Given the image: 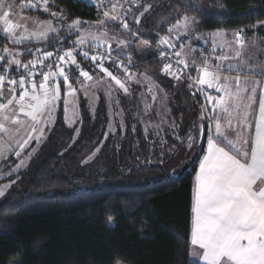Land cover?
<instances>
[{
  "label": "trees",
  "instance_id": "1",
  "mask_svg": "<svg viewBox=\"0 0 264 264\" xmlns=\"http://www.w3.org/2000/svg\"><path fill=\"white\" fill-rule=\"evenodd\" d=\"M166 1L135 0L122 20L130 30L114 22L100 28L129 40L127 56L113 52L160 85L159 100L167 106L161 130L153 123L156 111L147 112L143 104V117L142 110L135 116V98L124 92L119 96L129 117L126 137L118 130L109 144L107 102L101 95L92 112L80 94L75 139L77 126L65 121L62 99L46 141L25 169L11 175L16 182L0 201V264H202L191 257V225L195 172L206 143L196 125L203 124L205 137L208 132L206 119L201 120L203 97L188 77L176 79L162 71L157 48L184 15L196 16L201 31L243 28L264 37V0H171L172 6ZM48 9L26 10L52 19L61 39L57 42L52 33L47 40L21 44L24 51L73 48L79 32L69 35L67 25L79 19L81 31L101 19L100 10L85 0H50ZM56 12L60 15L53 18ZM7 42L0 29V54ZM75 55L83 69L103 74L91 60ZM107 67L115 75L126 74L112 63ZM60 85L62 94L65 84ZM189 134L196 141L191 149ZM102 143L107 154L97 168L87 159ZM16 159L10 154L0 169Z\"/></svg>",
  "mask_w": 264,
  "mask_h": 264
},
{
  "label": "snow or ice",
  "instance_id": "2",
  "mask_svg": "<svg viewBox=\"0 0 264 264\" xmlns=\"http://www.w3.org/2000/svg\"><path fill=\"white\" fill-rule=\"evenodd\" d=\"M102 3L103 0L96 7L101 8ZM13 7L14 5L9 4L7 0H0L2 31L13 43L20 44L29 38H34L36 41L47 40L49 33L57 36V42L61 39L59 29L54 28L51 21L33 20L37 28L31 31L26 25L13 22L11 19ZM20 7H43L45 11L48 10L47 0H43L42 4L39 0L37 4H21ZM117 7L122 5L112 4V11L114 12ZM51 15L53 18L57 16L56 13ZM102 15L103 19L95 25L98 29L103 28L107 21L121 23L124 30H130L128 24L122 22V17L112 15L108 10L103 11ZM60 18L64 19L62 13ZM81 23V20L76 19L67 25L69 35L79 32L78 39L72 42L73 49L79 51L85 60L93 61L94 67L115 81V84L127 93L128 88L125 83L104 67L105 60H108L122 67L125 73L128 72L127 67L111 56L112 51L127 56V53L122 51L126 41H118L117 47L113 49L108 40L104 39L107 36L106 30L98 33L80 31ZM194 23V20L184 16L183 23L174 27L187 31L189 24ZM17 30L20 31L19 35ZM240 31L242 30H237L233 35L236 43L242 48L245 41ZM224 35L223 31L208 34L213 40ZM159 43L167 45L170 49L175 48L168 36L161 37ZM84 46L103 48L104 52L98 51L89 55L88 51L81 50ZM215 50L214 46L211 51ZM2 53L0 54V100L6 102H0V159H6L9 154L19 158L33 139L37 143L40 142L44 137V128L52 123L53 112L61 101V78L66 89L63 100L65 119H69V105L75 107L73 98L77 89L72 86L65 69L67 68L68 72H71L73 67L77 70L78 75L75 76L77 82L80 79L90 82L94 78L80 67L72 49L63 51L59 56L41 49H25L23 54L34 53L42 57L27 62H22L18 58L21 53L13 52L6 47L2 49ZM240 55L241 52L237 51L236 56ZM175 56L181 57L182 52L176 51ZM48 59L56 64V70L52 69L51 64H44V60ZM208 59L205 57L206 63L203 66H196L194 61L191 62L199 75L190 79H193L197 91L202 93L206 101L202 106L201 120L206 119L208 124L206 137L203 124L196 125L198 138L205 139L207 150L199 162V170L195 175L191 243L201 249L198 258L203 264H264V89L261 90L257 101V88L264 82V67L258 72L261 79L252 81L254 87L250 92L248 88L239 87V77L234 78L237 88L233 91L231 85L227 83L229 78L225 77V83H221L218 71L211 69L207 63ZM216 59L227 61L229 57L223 55ZM177 63L182 66L181 72L190 66V62L183 58L178 59ZM37 65L41 66L39 73L35 71ZM12 66H15L17 74L21 71L24 73L18 80L9 74ZM45 67L47 71H43ZM219 67L217 65V69ZM248 67L244 65L245 69ZM172 68L171 63L165 64L162 71L180 79V74ZM227 70L241 71L242 68L240 65L229 63ZM37 74L41 76L39 81L35 79ZM129 78H132L130 74ZM202 86L215 90L218 95L209 94ZM80 87L84 89L87 85ZM17 90L20 92L19 96L16 95ZM6 91L10 95H5ZM244 93L248 95L245 97ZM84 94L87 96V92ZM257 103L258 108H254ZM208 105H211V111ZM22 116L27 120L22 119ZM26 124L29 127L26 138L22 141L14 139ZM33 133L38 134L34 136ZM195 142L194 137L189 134L187 147L191 149ZM23 165L24 160H20L9 175L18 173ZM10 186H0V197L4 196L5 190Z\"/></svg>",
  "mask_w": 264,
  "mask_h": 264
},
{
  "label": "rangeland",
  "instance_id": "3",
  "mask_svg": "<svg viewBox=\"0 0 264 264\" xmlns=\"http://www.w3.org/2000/svg\"><path fill=\"white\" fill-rule=\"evenodd\" d=\"M99 1H101V0H99ZM7 2L9 4L14 5L13 15L11 16V19L13 20V22L20 23L22 25H26L30 31L35 30L37 28V25L33 23V20H39L42 22L51 21L52 26L54 28H56L52 19L45 18V17L39 16L37 14L28 13V11L26 9L31 8V7H27V8H21L20 7L21 4H37L38 0H29V1L7 0ZM49 2H50V0H47V9H48V3ZM134 2H135V0H104V2L102 3V7L99 8V10L101 12V19H103V15H102L103 11L108 10L110 12V14L116 15L118 17H122V20H123L125 15H127L129 13V8L132 6V4ZM171 2H172L171 0H167L165 3L167 6H170V5L172 6ZM39 3L42 4L43 0H39ZM114 3H118L119 5H122V7H117V9L113 12L112 11V4H114ZM148 7L149 6L146 5L145 9H147ZM39 8L44 10L43 7H37V8H32V9H39ZM5 10H7V9H5ZM172 11H174V10L172 9ZM56 14L60 15V13H57V12H56ZM142 14H143V12L139 16H137L138 20L140 19ZM167 14H171L170 11L167 12L164 15V17L168 16ZM184 16H188L191 20H194L195 23L189 24L187 31H185L183 28H180V29L175 28L174 26L183 23V18H182L180 22H178L174 26H171L170 29L174 30V31H180L181 35H179V36H183L185 38H187L190 35L193 36L194 41H198V42L203 43L205 46V49H206V54L200 55L199 53L192 52L190 47L188 46L187 47L188 49H185V51H184V54L186 55V59L191 61V62L193 60L203 61L204 62L203 65H204L206 63L205 57H208L209 58L207 60L208 64L211 66L212 69L217 70L218 74L221 77L220 82L225 83L224 78L228 77L229 78L228 80H230V82H228V83L229 84L233 83V87L235 88V90L237 88L236 83H235L236 81H235V79L233 80L232 78H235L238 74L239 75L241 74L239 87L240 88H248L249 92H250L251 88L254 86H252V84H249L247 82L246 74H248V76H250L252 74L258 75L259 69L261 67H264V37L259 36L256 32L255 33H249V32H247L246 29H243V28L237 29V30H242V31H240V35L244 37V41H245L243 47L241 48V46L236 43L235 37L233 35V33H235L237 30H227L224 28H218V29H213V30H207V33L206 32L203 33V32H201V30H199L197 28V22H199V21H198V18L196 16H193V15H184ZM21 17L28 18V19H26V20L20 19ZM96 24H97L96 22L93 24H90L89 29H83L81 31L92 32V33H98V32L104 31V29L96 28V26H95ZM2 28H3V25H2V22H0L1 31H2ZM252 28H254V30H255L257 27L253 26ZM217 31H223L225 35L223 37H215L214 40L212 37L208 36L209 33H215ZM229 31H231V33L228 34ZM3 34H5V33L3 32ZM19 34H20V31L17 30V35H19ZM50 34H52V33H49V35ZM5 35L7 36V34H5ZM198 37H200L201 39H197ZM77 39H78V37H77ZM104 39L108 40V42L111 44L113 49H115L117 47V43L120 40L126 41V44H128V42H129V40L122 38V37H119L118 35H113L109 32H107V36H105ZM31 41H36V40L34 38H29L27 40H24L20 44H15L9 39V42H7L6 48L12 50L13 52L21 53V55H19L18 58L22 62H24L28 59L23 58L24 57V55H23L24 49L21 46V44L26 43V42H31ZM214 46H215L216 50L213 52L211 50ZM122 51L126 52L125 46L122 47ZM237 51L241 52L240 56H236ZM223 55H227L229 57V60L219 61L216 59V57L223 56ZM229 63L240 65L242 70L241 71H236V70L229 71V70H227V65ZM217 65L220 66L219 69H217ZM244 65H247L249 67L247 69H245ZM197 66H199V65H197ZM84 71H87V70H84ZM225 71H227V72L229 71L228 73L231 75H228V76L224 75ZM194 72H198V71L195 70ZM130 75L132 77L131 79L129 78V74H120L119 76H117V75H115V76L118 79H120L122 82L125 83V86L128 88V92H129L130 96H132V98L133 97L135 98V101H136L135 104L139 108V109L138 108H135V109L139 110V111L134 110L135 111L134 115L137 116L138 113L142 110V112H141L142 116L141 117H143V104H144V107H146L145 109L147 110V112L155 110L156 111L155 112V116H156L155 121L156 122L154 121L153 123L155 124L154 126L156 128L159 127V129L161 130L160 127H162V125L165 122V118L163 117V113H162L163 112L162 108L165 109V108H167V106L165 105V102L163 100L162 101L159 100L160 94L162 92V91H160L161 90L160 85H158L157 82L152 77H150L144 73H139L138 71H134V72H131ZM92 76H93L94 80L90 81V82L85 81L84 79H80L79 82H77V80L75 78L69 79L72 86L74 88H76L77 91H76L75 97L73 98L75 107H73L72 104L69 105V112H68L69 119L68 120L65 119V121L70 126H74V127L77 126L76 131H75V139H77L79 136V133H80V126H78L79 125L78 120H79V116H80V110H79L80 94L82 96H84V98L87 101V103L89 104V107H90L92 112H95V108L99 102L100 96L102 95L104 97L105 101L107 102V106H108V110H109L108 128H107V133H106L107 135L105 137V141L109 143L111 141V139L112 140L114 139V137L116 139V135L118 133V130L119 131L121 130V137L125 138L126 132L124 131V128L127 124L126 121L129 117H127V110L121 104V102H120L121 98L119 96V94L124 93V91L122 89H120L118 85L115 84V81H113L111 78L107 77L104 73L102 75L98 74V75H92ZM242 76H246V77H242ZM72 80L73 81L75 80V81L73 82ZM75 83H76V85H75ZM85 84L87 85V87L84 89H81L80 86L85 85ZM192 85L196 88V86L193 83H192ZM149 89H151V90H149ZM65 91H66V89H65ZM65 91H64V93L61 94V99H65ZM60 92H61V85H60ZM85 92H87V96L84 94ZM124 94H127V93H124ZM124 96L127 97V95H124ZM126 97H125L124 101L126 100L129 102L130 101L129 97H127V98ZM202 97H203V95H202ZM117 101H118V103H117ZM0 102H6V101L0 100ZM203 103H204L203 104V106H204L206 104L205 99L203 100ZM208 109L210 110L209 105H208ZM57 111H58V107L53 112L52 123L44 128V137L41 138L40 142L37 143L36 140L33 139L29 143V145L24 149V151L21 153V156L16 159L17 160L16 162H14L13 160H8L7 165H4L6 168L3 170L0 169V170H2V171H0V186L11 185L10 187H8L5 190L4 196L7 194V192L14 185V183H12V182L15 181L11 177L12 174L9 175V173H11L12 169L15 168V166L17 164H19L20 160H24V165L18 171L25 169L29 165L32 157L39 151V149L42 147V145L46 141V137L48 135V132L56 120ZM21 118L25 119V117H23V116ZM157 118H158V121H157ZM151 124H152V122H151ZM28 132H29V127L26 124V126L21 129L19 135L14 137V139H20L22 141L24 138H26ZM37 134L38 133H33L32 135L35 136ZM246 135H247V133H246ZM104 146H105V143H102L98 148H96L95 151L88 157L87 162H91V163L97 165V168H100V166L104 165V158L103 157H105V154H107L106 150L104 149L105 148ZM112 147L114 148V144ZM112 150L114 152V150H116V147H115V149H112ZM30 153H31V155H29ZM9 155H7V157ZM2 160L3 159H0V161H2ZM3 197H0V201L2 200ZM119 264H122V263H119Z\"/></svg>",
  "mask_w": 264,
  "mask_h": 264
},
{
  "label": "built area",
  "instance_id": "4",
  "mask_svg": "<svg viewBox=\"0 0 264 264\" xmlns=\"http://www.w3.org/2000/svg\"><path fill=\"white\" fill-rule=\"evenodd\" d=\"M25 1H29V0H25ZM85 1L88 4L93 5L95 7H96L97 4H99L101 2L99 0H85ZM103 2H104V0H103ZM169 40H170L171 43H173L175 45V48L174 49H170V48H168L167 45H161V44H159L158 45V48H157V50H158V56L163 60L164 65L171 63L172 66H173L172 70L177 71L180 74V77H185L186 76L188 78H190V77L191 78H196L195 77V72H194L196 70V68L191 65V61L187 60L184 57V50L189 46L192 52L199 53L200 55H205L206 54V49H205L204 44L201 43V42H198V41H194L193 36H191V35L188 36L187 38H185L183 36H179V35L174 34V35H172V36L169 37ZM70 49H72L74 51V55H75V51L76 50L73 49V48H70ZM70 49L69 48L61 49V50L55 52L54 55L55 56L62 55L63 54V51L70 50ZM197 49H199V50H197ZM81 50L82 51H88L89 52V55L96 54L98 51L99 52H104V49L103 48L97 49V48L91 47V46H84ZM176 51H181L182 52V56L179 57V58L176 57L175 56V52ZM77 52H79V51H77ZM161 53H163V55H161ZM111 56L116 61L122 63L125 67H127L128 72L126 74H130L131 72L134 71L135 64L132 61H130V60H128V59H126V58H124V57L116 54L113 51L111 52ZM180 58H183L186 61L190 62V66L187 69H184L182 72H181L182 66L178 65V63H177L178 59H180ZM34 59H40V58H30V59H28V60H26L24 62H27V61H30V60H34ZM76 61L80 65V62L78 61L77 58H76ZM109 63H111V62L108 61V60H105L104 67L108 68L107 65ZM44 64L45 65L51 64L52 69L53 70H56V64L55 63H52L51 59L44 60ZM113 65H115V67H117L119 70H122L125 73L124 69L122 67H120L118 64H113ZM195 65L197 66L196 63H195ZM80 67L83 69V67L81 65H80ZM47 70H48L47 67L43 68V71H47ZM35 71L37 73H39L41 71V66L40 65H37ZM65 71H66V73L69 74V79L70 78H75V76L78 75V73L73 74V71L72 70H71V72H68V69L67 68L65 69ZM109 71H110V69H109ZM9 74H10V76L15 77L18 80L19 77L21 75H23L24 73H23V71H21L19 74H17L16 69H15V66H12L11 72ZM35 79L37 81H39L41 79V76L39 74H37L36 77H35ZM62 81L63 80L61 78L60 84H61ZM202 87H204L205 90L209 92V94L218 95V93H216L215 90L207 89L206 86H202ZM5 88H7V85H5ZM17 91L19 92V90H17ZM198 92L202 96V93L200 91H198ZM209 106H210V110L209 111H211V105H209Z\"/></svg>",
  "mask_w": 264,
  "mask_h": 264
},
{
  "label": "crops",
  "instance_id": "5",
  "mask_svg": "<svg viewBox=\"0 0 264 264\" xmlns=\"http://www.w3.org/2000/svg\"><path fill=\"white\" fill-rule=\"evenodd\" d=\"M181 21V20H180ZM179 21V22H180ZM178 23V22H177ZM176 23V24H177ZM174 26V25H173ZM201 32H203V33H207V30H202ZM229 33H231V31H229L228 32V34ZM174 34H176V35H181V33H180V31H174V30H171V29H169V32L165 35V36H168V37H170V36H172V35H174ZM186 49H188V48H186ZM185 51V50H184ZM184 57L186 58V55L184 54ZM197 65H199V66H203V61H195V60H193ZM207 63H208V61H207ZM212 69V68H211ZM212 70H214V69H212ZM229 72V71H228ZM227 71H225V74L224 75H226V76H228V75H231V74H229ZM114 74V73H113ZM115 75V74H114ZM198 75H199V73L198 72H195V77L197 78L198 77ZM117 76H119V75H117ZM246 76H247V82L249 83V84H252V86H254L253 85V83H252V81L253 80H260L261 79V77L259 76V75H254V74H252V75H250V76H248V74H246ZM246 76H242V77H246ZM236 77H241V74L239 75H237ZM233 80H234V78H232ZM189 81L191 82V84L193 83V79H190L189 78ZM224 82H225V80H224ZM228 82H230V80H228L227 81V83ZM236 83V82H235ZM230 85H231V87H232V90L233 91H235V88L233 87V83H230ZM236 86H237V84H236ZM262 89H264V82H262L261 83V85H260V87H258L257 88V101L259 100V97H260V95H261V90ZM19 92L17 91V93H16V95L17 96H19ZM5 95H10V93H8V92H5ZM245 97L248 95V93H244L243 94ZM62 100V99H61ZM64 100V99H63ZM204 100V99H203ZM204 104V103H203ZM254 108H258V103H257V105H255L254 106ZM58 112V111H57ZM25 120H27V118H25ZM206 150H207V144L205 143V150H204V153L201 155V157H200V159H199V162H200V160L202 159V157H203V155L204 154H206ZM198 170H199V163H198V167H197V170H196V172H195V175H196V173L198 172ZM194 185H195V181H194ZM194 189V188H193ZM193 205H194V192H193ZM193 208V207H192ZM193 216H194V213L192 212V223H193ZM191 228H192V225H191ZM201 252V249H199V247L198 246H194V245H192V248H191V257L195 260V261H198V262H200V263H202L203 264V261L202 260H200L199 258H198V254ZM196 256V257H195Z\"/></svg>",
  "mask_w": 264,
  "mask_h": 264
}]
</instances>
